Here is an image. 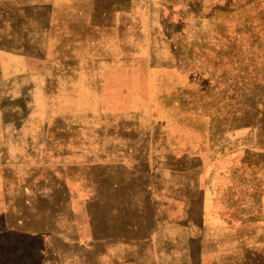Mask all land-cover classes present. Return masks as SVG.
Listing matches in <instances>:
<instances>
[{"label":"rangeland","instance_id":"obj_1","mask_svg":"<svg viewBox=\"0 0 264 264\" xmlns=\"http://www.w3.org/2000/svg\"><path fill=\"white\" fill-rule=\"evenodd\" d=\"M0 264H264V0H0Z\"/></svg>","mask_w":264,"mask_h":264}]
</instances>
